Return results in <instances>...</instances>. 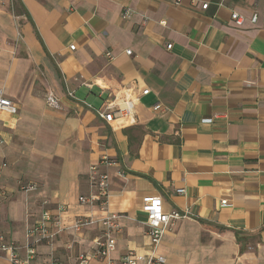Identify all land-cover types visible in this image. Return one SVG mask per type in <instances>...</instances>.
I'll use <instances>...</instances> for the list:
<instances>
[{
	"label": "crops",
	"instance_id": "1",
	"mask_svg": "<svg viewBox=\"0 0 264 264\" xmlns=\"http://www.w3.org/2000/svg\"><path fill=\"white\" fill-rule=\"evenodd\" d=\"M176 1L0 3V88L19 107L0 111V233L25 254L41 212L61 218L31 264H79L82 253L107 264L97 239L109 214L120 225L109 262L148 254V195L186 213L159 246L166 264H264V0ZM129 99L133 114L102 117ZM104 156L115 161L100 166L107 208L79 200ZM82 216L93 222L76 230Z\"/></svg>",
	"mask_w": 264,
	"mask_h": 264
},
{
	"label": "built area",
	"instance_id": "2",
	"mask_svg": "<svg viewBox=\"0 0 264 264\" xmlns=\"http://www.w3.org/2000/svg\"><path fill=\"white\" fill-rule=\"evenodd\" d=\"M5 0H0L3 3ZM181 0H177L179 3ZM209 3L204 2L203 9H207ZM133 11L124 7L122 12L123 18H129ZM230 17L233 22L241 26L245 23L246 17L236 10L231 11ZM259 19V13L255 11L250 17L252 23H256ZM165 22V21H164ZM74 48V45L71 46ZM171 48V45H168ZM128 54L132 51L128 50ZM144 94L149 93V89L143 91ZM47 102L52 107L58 108L60 106L57 97L54 93L49 92L47 94ZM135 103L132 99L125 101L121 106H111L106 112H102V117L110 122L116 115L129 116L133 114ZM0 111L10 114H17L19 111L18 105L0 88ZM211 120V119H207ZM102 164H115V161L104 156L98 162L90 167L89 180L93 186L95 192L89 196H80L79 200L82 203L98 204L102 208H107L109 205V199L111 196V180L110 175L100 170ZM121 176H125L123 171H119ZM38 185L35 182H30L21 187L22 190H35ZM179 193L185 191L184 188L177 189ZM223 205H228V200L223 199L221 201ZM65 207H61L60 210L64 211ZM143 210L147 214V225L149 227L150 237V252L148 254H136L130 251L121 257L122 264H166V259L158 251L159 246L163 240L165 233L171 227V225L178 219L186 217V213H182L178 210L171 212H165L163 209V201L160 195H148L143 198ZM93 220L90 217H79L75 221L74 228L80 230L90 225ZM102 225L104 227V234L97 239V247L100 254L107 261V264H113L109 262V254L116 246V233L120 230L117 214H109L102 219ZM61 227V218L59 215H53L50 209L45 208L36 222L31 224L27 231L28 247L25 254L20 253V247L13 240L8 239L5 234L0 233V255H3L9 259L12 264H31L36 254V244L45 240L52 241L55 237L57 229ZM91 254L82 253L79 256V264H90Z\"/></svg>",
	"mask_w": 264,
	"mask_h": 264
}]
</instances>
